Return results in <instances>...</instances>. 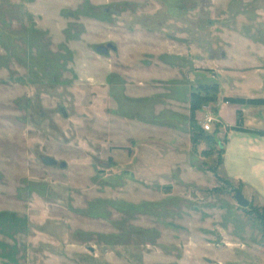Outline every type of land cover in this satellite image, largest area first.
Masks as SVG:
<instances>
[{
  "label": "rangeland",
  "instance_id": "rangeland-1",
  "mask_svg": "<svg viewBox=\"0 0 264 264\" xmlns=\"http://www.w3.org/2000/svg\"><path fill=\"white\" fill-rule=\"evenodd\" d=\"M263 83L264 0H0V264H264L200 139Z\"/></svg>",
  "mask_w": 264,
  "mask_h": 264
},
{
  "label": "crops",
  "instance_id": "crops-1",
  "mask_svg": "<svg viewBox=\"0 0 264 264\" xmlns=\"http://www.w3.org/2000/svg\"><path fill=\"white\" fill-rule=\"evenodd\" d=\"M261 87H264V83ZM232 97L255 99L254 96ZM233 106L223 103L217 107L216 117L225 137L221 168L225 178L239 184L243 192L247 191L249 198L255 197L257 192L264 196V137L226 131V128L236 125V114L240 111L244 129L264 132V106Z\"/></svg>",
  "mask_w": 264,
  "mask_h": 264
},
{
  "label": "trees",
  "instance_id": "trees-1",
  "mask_svg": "<svg viewBox=\"0 0 264 264\" xmlns=\"http://www.w3.org/2000/svg\"><path fill=\"white\" fill-rule=\"evenodd\" d=\"M212 93V96H209ZM217 94H218V87L217 85L211 86L209 84L201 85L198 89L197 92H192L190 94V115H191V120H190V126H191V131L193 132V138L192 142L197 143L199 138L194 136V131H195V124H194V114L201 109V107L206 104V103H213L217 99ZM224 103L227 104H232V105H238V106H250V107H257V106H264V99L263 98H255V99H247V98H242V97H226L224 98ZM228 131H237L239 133H246V134H253L257 135L260 137H264V132H257V131H252V130H247L243 128V123H242V115L241 112H237V122L234 127L228 128ZM200 139L206 141L209 145L211 146H218V155L220 157V164H222V155L224 153V148H220V144H218L213 135H207L205 132L202 130V134H200ZM224 145V143H223ZM251 211L248 213H252V215H255L257 221L260 224V227L262 228V233L264 237V215L259 213V211L254 208L250 207ZM264 247V243H263Z\"/></svg>",
  "mask_w": 264,
  "mask_h": 264
},
{
  "label": "water",
  "instance_id": "water-1",
  "mask_svg": "<svg viewBox=\"0 0 264 264\" xmlns=\"http://www.w3.org/2000/svg\"><path fill=\"white\" fill-rule=\"evenodd\" d=\"M97 53L107 55L108 50L107 49L102 50V49L98 48ZM222 57L225 58V54H223ZM220 148H224V145L221 144ZM44 163L48 164V165H54L55 161L47 158L44 160ZM235 201H236V204L243 209H247L250 205L249 201L243 196V194L240 190L235 191Z\"/></svg>",
  "mask_w": 264,
  "mask_h": 264
},
{
  "label": "built area",
  "instance_id": "built-area-1",
  "mask_svg": "<svg viewBox=\"0 0 264 264\" xmlns=\"http://www.w3.org/2000/svg\"><path fill=\"white\" fill-rule=\"evenodd\" d=\"M212 122H213V119L211 118V116L206 117V119L204 121L205 124H209V123H212Z\"/></svg>",
  "mask_w": 264,
  "mask_h": 264
},
{
  "label": "flooded vegetation",
  "instance_id": "flooded-vegetation-1",
  "mask_svg": "<svg viewBox=\"0 0 264 264\" xmlns=\"http://www.w3.org/2000/svg\"><path fill=\"white\" fill-rule=\"evenodd\" d=\"M100 49H102V50H104V49H107L108 50V53H109V51H110V49H111V46H101V47H99ZM98 49V48H97Z\"/></svg>",
  "mask_w": 264,
  "mask_h": 264
}]
</instances>
